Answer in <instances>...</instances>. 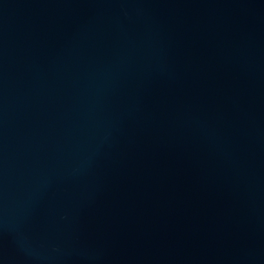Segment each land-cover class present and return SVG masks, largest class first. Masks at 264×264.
<instances>
[{
	"label": "water",
	"instance_id": "water-1",
	"mask_svg": "<svg viewBox=\"0 0 264 264\" xmlns=\"http://www.w3.org/2000/svg\"><path fill=\"white\" fill-rule=\"evenodd\" d=\"M0 264H264V0H0Z\"/></svg>",
	"mask_w": 264,
	"mask_h": 264
}]
</instances>
